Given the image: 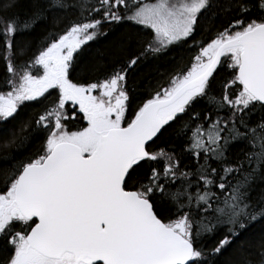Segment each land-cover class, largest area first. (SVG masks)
Listing matches in <instances>:
<instances>
[{
	"label": "snow or ice",
	"instance_id": "snow-or-ice-1",
	"mask_svg": "<svg viewBox=\"0 0 264 264\" xmlns=\"http://www.w3.org/2000/svg\"><path fill=\"white\" fill-rule=\"evenodd\" d=\"M19 7L0 0V123L12 125L0 139V264H264V233L245 236L264 222V114L252 119L264 113V0ZM47 21L64 27L34 47ZM120 22L143 26L115 50L132 54L95 76L84 46ZM180 42L195 49L190 64L137 97L129 70ZM27 102L42 111L24 119ZM168 134L194 167L160 146ZM29 141L35 153L18 159Z\"/></svg>",
	"mask_w": 264,
	"mask_h": 264
},
{
	"label": "trees",
	"instance_id": "trees-1",
	"mask_svg": "<svg viewBox=\"0 0 264 264\" xmlns=\"http://www.w3.org/2000/svg\"><path fill=\"white\" fill-rule=\"evenodd\" d=\"M18 4L20 6L19 11L23 13L29 9L31 0H18ZM71 18L73 17L70 15L69 17L64 18V20L66 22L67 19ZM228 18V16L221 14L219 19L215 21V27L219 28L222 25H225ZM63 27L64 22L60 23L58 26L53 25L51 21L42 22L31 33L28 39H30L33 42V46L36 47L39 45L47 31H59ZM142 27L143 26L140 25H133L131 22L112 23L106 25L104 28L107 35L98 36L93 41H90L88 45L84 46L86 51L83 52V58L93 63L99 62L101 65L100 70L94 74L95 76L103 78L105 72L110 70L114 64L123 63L127 60L128 56L132 54L131 52L117 53L115 50L125 35L133 33ZM209 35L210 33L205 31L203 35L197 34L196 39H206ZM189 40H191V38H189ZM133 51H137V49H133ZM194 52L195 49L190 43L180 42L172 45L167 51L161 53L159 56L150 55L144 58L142 62H138V66H134L133 69L129 70V84L134 89L136 96L145 98L149 96L157 85L166 86L174 69H176L178 65H189ZM229 71H231V69H229ZM4 75L5 66L3 60L0 59V81H2ZM221 75H226V73H222ZM218 91L219 90L217 89V92ZM137 103H139V100H137ZM22 107L24 119L34 118L40 111H42V107L37 105L36 102H27V106ZM209 107L210 105L207 101H201L197 106V110L206 111ZM129 114H131V109L129 110ZM262 114L264 113L257 110L253 113L252 119L255 121ZM70 126L73 130L79 127V118L77 117L76 120L70 121ZM11 128V124H7L6 122L0 123V139H3L5 135L10 134V132L6 130H10ZM183 143V140L177 139L172 134H168L164 140L160 141V146L173 149L181 155L184 163L188 164L190 167H194V159L183 152ZM36 147H38V145L29 141L16 153L17 158L23 159L26 156L33 155ZM239 151L240 148L237 146L234 152L230 154V159L235 158V154ZM3 163V159L0 158V164ZM2 188L3 186L0 185V190H2ZM262 233H264V222L257 220L249 226L245 236L246 238L258 237ZM208 245L211 246V241L208 242Z\"/></svg>",
	"mask_w": 264,
	"mask_h": 264
}]
</instances>
